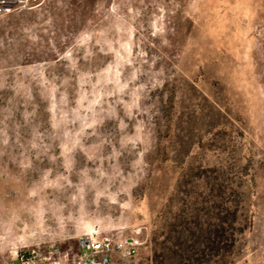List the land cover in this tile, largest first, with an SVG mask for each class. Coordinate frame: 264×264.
Listing matches in <instances>:
<instances>
[{"label": "rangeland", "instance_id": "1", "mask_svg": "<svg viewBox=\"0 0 264 264\" xmlns=\"http://www.w3.org/2000/svg\"><path fill=\"white\" fill-rule=\"evenodd\" d=\"M213 174L235 226L216 257ZM84 234L132 236L150 264L167 248L188 253L173 264H264V0L0 13V264L36 244L72 256Z\"/></svg>", "mask_w": 264, "mask_h": 264}, {"label": "built area", "instance_id": "2", "mask_svg": "<svg viewBox=\"0 0 264 264\" xmlns=\"http://www.w3.org/2000/svg\"><path fill=\"white\" fill-rule=\"evenodd\" d=\"M33 0H0V13L15 7L26 8ZM140 242L132 236L84 234L77 237V251L66 256L68 264H150L139 256ZM60 250L52 245L36 244L15 252L14 257L1 264H56Z\"/></svg>", "mask_w": 264, "mask_h": 264}, {"label": "trees", "instance_id": "3", "mask_svg": "<svg viewBox=\"0 0 264 264\" xmlns=\"http://www.w3.org/2000/svg\"><path fill=\"white\" fill-rule=\"evenodd\" d=\"M203 175L204 174H201L200 177H203ZM210 178L212 182H209L208 186H210L209 190L211 193V200L209 201V205L206 209V215L211 222L209 229L206 230V241L209 244L210 249L214 252L213 255H215L216 257L219 255L220 251L230 249L233 246L235 240V226L233 224L234 211L228 206L229 202L227 200V196H224L225 189L223 188V185L219 180L220 177L217 174H213V176ZM189 207L191 210L195 211V214L198 213L199 208H194V206ZM184 229H186L188 233L190 232V235H193V232L190 229ZM174 231L179 233L178 238L182 240L181 242H179V245H184L187 252L191 251L192 247H190V244L186 245L189 240L187 241V239L185 240L184 238H181V232L184 231ZM183 249L184 248H181V252H177L176 250L167 248L166 250H168V254H166L164 250L157 254L155 253L156 264H173L172 262H174L176 258L187 261L188 253L182 252ZM168 259L169 261L166 263L165 260ZM214 264H217V260H215Z\"/></svg>", "mask_w": 264, "mask_h": 264}, {"label": "crops", "instance_id": "4", "mask_svg": "<svg viewBox=\"0 0 264 264\" xmlns=\"http://www.w3.org/2000/svg\"><path fill=\"white\" fill-rule=\"evenodd\" d=\"M27 8V7H26ZM30 248V247H28ZM62 254H66V256H69L68 253L64 252V253H61L60 255H58L55 259L58 261V263L56 264H68V261L65 260V257H62ZM74 254V253H73ZM72 254V255H73Z\"/></svg>", "mask_w": 264, "mask_h": 264}, {"label": "bare ground", "instance_id": "5", "mask_svg": "<svg viewBox=\"0 0 264 264\" xmlns=\"http://www.w3.org/2000/svg\"><path fill=\"white\" fill-rule=\"evenodd\" d=\"M10 1H13V0H4V2H10Z\"/></svg>", "mask_w": 264, "mask_h": 264}]
</instances>
